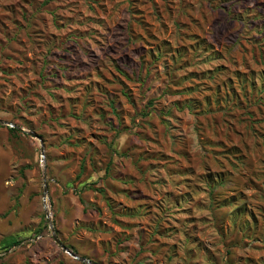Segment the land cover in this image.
Here are the masks:
<instances>
[{
    "label": "rangeland",
    "instance_id": "374dc122",
    "mask_svg": "<svg viewBox=\"0 0 264 264\" xmlns=\"http://www.w3.org/2000/svg\"><path fill=\"white\" fill-rule=\"evenodd\" d=\"M0 120V264H264V0H0Z\"/></svg>",
    "mask_w": 264,
    "mask_h": 264
},
{
    "label": "water",
    "instance_id": "95a60500",
    "mask_svg": "<svg viewBox=\"0 0 264 264\" xmlns=\"http://www.w3.org/2000/svg\"><path fill=\"white\" fill-rule=\"evenodd\" d=\"M0 123H4V121H1V120H0ZM43 179H45V173H44V172H43ZM45 193H46V184H45V182H44L43 196H45ZM46 215H47V217H48V213H47V212H46ZM48 225H49V228H50V230H51L52 238H53V240L56 242V244H58V245L61 247V249H62L63 251H65V252H67V253L73 255V254H72V253L66 248V246H65L64 244H62V243L60 242V240L56 237V234L54 233V230L52 229V223H51V221H50L49 219H48ZM80 260L83 261V262L89 263V264H97V263H94V262H92V261H90V260H88V259H85V258H80Z\"/></svg>",
    "mask_w": 264,
    "mask_h": 264
},
{
    "label": "trees",
    "instance_id": "16d2710c",
    "mask_svg": "<svg viewBox=\"0 0 264 264\" xmlns=\"http://www.w3.org/2000/svg\"><path fill=\"white\" fill-rule=\"evenodd\" d=\"M10 130H11V131H14V129H13V128H10ZM15 243H16V242H14L13 244H15Z\"/></svg>",
    "mask_w": 264,
    "mask_h": 264
}]
</instances>
